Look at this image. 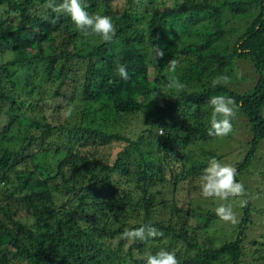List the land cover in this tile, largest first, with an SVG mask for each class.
<instances>
[{"label": "trees", "instance_id": "obj_1", "mask_svg": "<svg viewBox=\"0 0 264 264\" xmlns=\"http://www.w3.org/2000/svg\"><path fill=\"white\" fill-rule=\"evenodd\" d=\"M49 2L0 0V264H146L147 248L184 246L190 256L179 264H264V237L247 235L264 226V0H125L120 9L117 0H81L116 21L111 43L85 36ZM225 9L245 21L237 39ZM155 45L165 50L157 64ZM173 58L175 73L166 68ZM218 76L230 81L213 87ZM173 77L182 91L166 87ZM213 96L236 102L227 136L208 134ZM140 117L149 128L138 138L123 132ZM241 128L245 142L235 139ZM231 157L246 193L226 200L239 202L238 233L201 241L174 218L183 210L177 191L212 158ZM192 211L185 222L202 217ZM143 225L171 245L155 246L157 236L125 248L121 234Z\"/></svg>", "mask_w": 264, "mask_h": 264}, {"label": "clouds", "instance_id": "obj_2", "mask_svg": "<svg viewBox=\"0 0 264 264\" xmlns=\"http://www.w3.org/2000/svg\"><path fill=\"white\" fill-rule=\"evenodd\" d=\"M47 7L57 14L70 16L76 28L83 32L85 36L97 35L107 43H111L115 37L116 27L112 23L111 18L106 15L89 14L84 6H82L81 0H61L60 3H56V0H50ZM164 56V48L158 45L153 46V55L151 58L155 64L158 63V60L163 59ZM178 66L179 61L173 58L168 61L166 68L169 72L175 73ZM117 72L121 79H129L126 65L118 64ZM229 81L230 78L228 76H218L212 80V86L227 84ZM166 87L170 90L182 91L184 85L177 78L173 77L169 80ZM208 104L212 109L210 118L211 128L208 134L210 136H227L233 131L231 120L236 115L237 105L235 100L231 97L213 96L209 99ZM73 112V107L68 106L64 110L63 115L68 119L72 117ZM159 134L164 135L163 128L159 129ZM236 175V168L222 164L217 159L212 158L208 161L207 167L204 168L199 177L201 195L206 199L215 198L221 201L228 200L230 197L235 198L246 195L244 185L236 181ZM246 205L247 200L241 199L240 206L244 207ZM215 213L225 222H231L233 224L238 222L231 205L221 204L215 209ZM162 235L154 227L143 225L136 229H126L121 234V238L145 241L148 238H155ZM144 259L146 264H179L175 254L164 249H161L155 255L147 254Z\"/></svg>", "mask_w": 264, "mask_h": 264}, {"label": "rangeland", "instance_id": "obj_3", "mask_svg": "<svg viewBox=\"0 0 264 264\" xmlns=\"http://www.w3.org/2000/svg\"><path fill=\"white\" fill-rule=\"evenodd\" d=\"M125 0H117V9H120L123 5H124ZM117 11V10H116ZM237 11L235 10H226L224 11V16H226V18H230V23L228 24V28L229 30H235V33H233V37L234 39H237L236 37H238L239 35L236 33L237 30H240L241 27L245 24L244 20H240L239 17L237 18ZM249 19H247L248 21ZM112 23L115 25L116 27V21L114 19H111ZM234 28V29H233ZM99 40H101V38L99 37ZM232 42L230 43L229 46H231ZM191 75V74H190ZM205 78H202L203 81H207L209 80V78L206 77V75L204 76ZM197 76L194 73L193 75H191L188 79L191 82L192 85L194 84V81L196 80ZM74 108V106H72ZM149 128V122H147L143 117L139 118V122L135 123V124H131V126L125 127L123 129V132H125L126 134L133 132V136L138 138L139 135H141V132L144 130H147ZM113 129H117V127H114ZM238 129L236 132V138L235 139H239L240 142H245L246 137L244 136V130ZM159 130H157L158 133ZM154 135V134H153ZM152 135V136H153ZM160 135V134H159ZM135 138V139H136ZM260 160L261 158H263L261 160L262 163H264V151H262L259 155ZM238 161H240L239 159H236L235 157H231L228 158L224 161H221L222 164H229L230 162V166L234 167L237 169V165H238ZM260 161H257L256 163V167L259 166L261 164ZM136 162L133 159H127L126 160V164L128 165V167H130L131 169L136 170L137 166L135 164ZM187 182L184 187H182L181 189H179L177 191V195H178V206L180 208H182L183 210L181 211L180 215H174L175 219L180 218V222L179 225L180 227H183V225L189 224L188 232H190L192 234V236H196L198 239H200L201 241H205L208 238H215L217 240V242H221L225 243L227 241H229L230 239L234 238L237 233H238V229H237V224H233L231 222H225L223 220H221L215 213V209L220 206L221 204L224 205H228L227 201H221L219 199H215V198H209L206 199L201 195V190H200V186H199V178L195 179V181H193V185L191 188H189ZM194 185L198 186V188H195ZM254 188H257L259 186V184H254L253 185ZM168 200V199H167ZM231 200V199H229ZM168 205L170 208H174V203L173 200H168ZM232 210L236 216V218L239 217L240 213L238 212L237 208H239V202L238 200H235V203L233 205H231ZM192 208H195L197 210V213H199L202 217H198V220H196V218H191L189 221L185 222V218L187 216V213H192ZM235 208V209H234ZM164 212V211H163ZM174 213H172L173 215ZM211 217H217L218 221L215 223L211 224V220L206 219V216H210ZM165 216V214H164ZM241 216V215H240ZM170 218L169 215L165 216V219L168 220ZM173 218V219H174ZM240 218V217H239ZM115 219L117 221L119 220H123V216L120 215H116ZM174 219V224H176V220ZM207 231H203L201 228V226ZM207 224H211V227H207ZM247 235L248 238L250 240H258L262 237H264V226L261 224L252 226L250 229L247 230ZM155 246H169L171 245L170 243L172 242L170 237H165L164 235H162L160 241L159 240H152L151 241ZM150 241L148 242V244L150 245L151 243ZM133 243V240H128L124 246L125 248L129 247L131 244ZM172 247V246H171ZM173 249V252L175 256L177 257V259L180 257L179 255L182 254L186 257H189L190 255H185L184 252L188 249L186 246H184V248H178V249ZM157 253V252H156ZM156 253H153L152 255H155ZM188 253V252H187ZM147 254H151V251L147 248L146 249V253L145 256Z\"/></svg>", "mask_w": 264, "mask_h": 264}]
</instances>
